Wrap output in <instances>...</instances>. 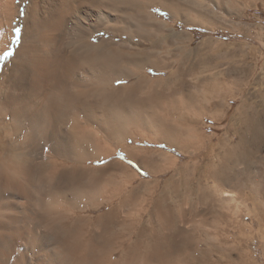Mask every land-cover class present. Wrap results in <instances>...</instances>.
<instances>
[{"label": "bare ground", "instance_id": "6f19581e", "mask_svg": "<svg viewBox=\"0 0 264 264\" xmlns=\"http://www.w3.org/2000/svg\"><path fill=\"white\" fill-rule=\"evenodd\" d=\"M186 1L0 0V53L20 38L0 75V264H180L186 254L209 263L198 247L203 239L193 232L194 216L203 214L207 225L209 217L195 203L220 191L221 197L233 196L225 187L235 177L212 170V183L198 189L188 184V196L181 197L172 176V187L157 200L144 195L155 187L146 182L120 191L115 205L117 193L104 183L111 175L85 163L121 146L145 169L166 166L124 141L139 136L177 142L175 125L151 112L163 99V79L147 70L162 68L158 44L169 25L153 7L164 8L168 19L189 22ZM144 40L150 44L142 46ZM118 80L128 82L116 86ZM255 110L246 100L239 108L244 131L234 148L242 157L264 118V111L260 116ZM229 156L220 160L222 167ZM109 168L128 169L120 161ZM263 190L257 184L250 196L261 220ZM144 202L152 205L147 220ZM197 251L204 253L199 259Z\"/></svg>", "mask_w": 264, "mask_h": 264}, {"label": "rangeland", "instance_id": "374dc122", "mask_svg": "<svg viewBox=\"0 0 264 264\" xmlns=\"http://www.w3.org/2000/svg\"><path fill=\"white\" fill-rule=\"evenodd\" d=\"M184 5L189 8V22L181 18L168 19L164 8L153 7L157 16L169 25L164 26L165 34L158 44L162 68L147 70L151 78L163 79V99L151 112L171 126L175 125L177 142L171 144L139 136L127 137L124 141L148 155H156L166 166L153 172L138 161H135L137 167L131 166L120 158L121 152L127 156L121 146L111 156L101 158L105 163L98 165L100 159L85 163L96 171L103 169L107 178L112 176L104 183L117 193L115 205L123 198L120 191L127 194L146 182L154 183L155 187L151 192H143L144 195L157 200L166 186L172 187L169 184L172 176L175 183L181 185L180 196H188V184L193 189L206 186L213 181L212 170L223 169L224 173L235 177V181L225 187L230 188L233 196L221 197L220 191L208 202L195 203L197 211L207 212L209 217L208 225L204 224L203 214L193 217L197 221V224L194 221L193 232L203 239L198 247L207 251L208 264H264V220L258 217L261 210H256L250 199L255 185L264 189V118H260L259 132L245 147L246 157L234 148L240 142V132L244 131L238 120L243 101L255 105L260 116L264 111V0H188ZM170 28L174 30L169 31ZM100 35L108 38L104 31ZM118 40L120 37L116 36L114 41L118 43ZM19 42L20 38L15 37L11 50L7 51L9 54L0 53V75ZM144 44L150 41L144 40L142 46ZM118 81L122 83L116 86L128 82ZM145 94L148 93L142 96ZM226 153L230 156L222 167L220 160ZM115 161L124 163L128 169H110ZM258 199L263 207L264 192L258 194ZM143 205L147 220V211L152 205L148 202ZM106 209L103 207L100 212ZM194 241L193 246L197 247L196 239ZM202 255V251H197L195 259ZM177 261L200 264L187 254Z\"/></svg>", "mask_w": 264, "mask_h": 264}, {"label": "snow or ice", "instance_id": "6c2138e0", "mask_svg": "<svg viewBox=\"0 0 264 264\" xmlns=\"http://www.w3.org/2000/svg\"><path fill=\"white\" fill-rule=\"evenodd\" d=\"M157 11H158V9H157ZM15 31H16V30L14 29V30H13L14 37H15ZM8 54H9V53H8L7 51H5V52L3 53V56H7ZM0 58H2V57H0ZM116 83H117V84H120V83H122V82H121V81H117ZM119 155H120V158L126 160L127 163H128L129 165L134 166V167H137L135 161H134L133 159H129L127 156H125L123 152L119 153ZM102 163H105V160L100 159V160L97 161V164H98V165H99V164H102ZM141 172H142V174H145V175H146V173H144L143 171H141ZM225 195H228V193L225 194Z\"/></svg>", "mask_w": 264, "mask_h": 264}]
</instances>
